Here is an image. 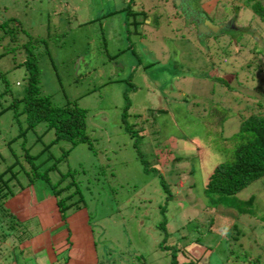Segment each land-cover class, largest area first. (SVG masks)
<instances>
[{"label":"rangeland","instance_id":"374dc122","mask_svg":"<svg viewBox=\"0 0 264 264\" xmlns=\"http://www.w3.org/2000/svg\"><path fill=\"white\" fill-rule=\"evenodd\" d=\"M159 1L133 0L128 12L121 10L125 0H0V21L14 17L43 40L32 48L41 93L85 109L89 143L67 149L43 122L25 130L23 114L10 106L25 70L0 56V170L13 164L16 172L12 207L19 208L17 199L30 206L27 192L44 207L32 241L47 264H62L67 251L76 257L80 249L68 248V239L51 242L53 230L42 229L61 219L50 189L35 179L27 185L25 153L63 188L58 198L74 191L70 200L88 218L92 264H170L177 247L178 261L191 255L198 264H264V175L237 191L234 203L204 192L207 174L238 142V112L252 111L250 97L264 104V17L244 0H207L206 17L223 31L198 39L189 14L169 0L166 11ZM204 1L188 3L196 9ZM140 3L148 11L142 22ZM227 18L239 32L229 30ZM223 79L235 90L225 92ZM249 196L250 212L237 213L235 202Z\"/></svg>","mask_w":264,"mask_h":264},{"label":"trees","instance_id":"16d2710c","mask_svg":"<svg viewBox=\"0 0 264 264\" xmlns=\"http://www.w3.org/2000/svg\"><path fill=\"white\" fill-rule=\"evenodd\" d=\"M244 1V5L248 6L251 12L257 15L259 19L264 17V4H261L258 0ZM132 2L133 0H125L121 5V10L125 9L129 12V5ZM141 14H143V12ZM154 17H156V15H154ZM42 41L41 38L30 35L14 17H7L0 21V56H7L12 65H22L25 70V83L23 88L19 94L13 97L10 103L13 113L19 112L23 114L25 130L32 129L37 122H43L44 127L50 128L53 132L52 141H66L68 145L67 149L80 142L89 143V135L85 130L84 123L85 109L72 101L54 104L49 100L46 94L40 91L38 86V68L35 63L36 56L32 48L38 47ZM255 49L256 47L252 46V53L258 52V50ZM250 64V62H244L245 67ZM253 65L255 66L253 67ZM252 68H257V65L252 63ZM3 76V73L0 72L1 79ZM213 78L218 82L222 80L220 76H215ZM223 80L225 83L224 88H226L225 92L235 90L232 86L228 85V79ZM3 87H7V83L4 79ZM261 90H264V85L260 86L259 91V93L264 96ZM250 98L252 100V111L249 110L245 115L238 112V127L237 131L233 134V138H238V142H235L231 148L230 159L215 163L206 176L204 192L207 196L215 195L217 198L226 200L232 198V202L234 203V194L237 191L251 181L264 175V104L254 97ZM17 108L18 111H16ZM127 126L126 124L125 128H127ZM138 130L142 131V128ZM137 140L138 138H136L135 143ZM65 153H67V150L63 152V154ZM33 156L34 155H29L27 153L23 156V158L27 160L30 166L29 170L31 171V174H26V183L28 185L35 179L43 182V184L50 189V193L54 197L53 205L57 210V215L59 219L65 223V217L68 213L75 211L80 206H78V203L73 204L75 200H70V197L72 199L71 194L74 191L71 190L67 195L58 198V192L63 188L56 187L55 183L49 182L46 168L39 171L37 170V164H34L32 160ZM12 166L13 164L9 166L6 165L0 170V251L8 249L5 245H9L11 247L9 250L10 256L13 257L14 261H17L15 254H18L20 258L22 251L25 249L26 246L21 245V241L24 235L28 233V229H26L24 220L18 219L14 214L10 213L6 207L7 200L16 193L9 185V182L15 179L16 173L11 170ZM66 185H68V183ZM22 189L24 188L19 189V191ZM66 198L67 201H65ZM78 199H81V195L78 196ZM251 202L252 196H249L244 201L235 202L238 208L233 209L236 210L237 213H249L250 210L247 207L251 205ZM228 206L233 207L232 205ZM70 207H73V209L67 210L71 209ZM177 248L171 249L169 253L170 264H198L199 258L191 255L180 261L176 260L175 254ZM181 251L183 254L187 255L183 250ZM1 255L3 256V252ZM255 261L257 264L258 259H255ZM246 263H248V261Z\"/></svg>","mask_w":264,"mask_h":264},{"label":"crops","instance_id":"0c3cea01","mask_svg":"<svg viewBox=\"0 0 264 264\" xmlns=\"http://www.w3.org/2000/svg\"><path fill=\"white\" fill-rule=\"evenodd\" d=\"M209 3L212 2L209 1ZM232 21L234 22V19H232ZM19 193L21 196L24 193V190H21ZM26 194L27 200L31 203L30 206H25L22 203H18L17 199V202H15V204H18L19 208L16 206L12 207V197L9 198L6 202V207L8 208L10 213L14 214L18 219L24 220V223H26V229H28V233L24 235V238L21 241V245L26 247L22 251V254L20 255L19 259L22 262L21 264H30V262L32 264H47V260H45L40 254L42 248H37L36 250L33 249L34 243L32 241V235L34 233L33 230L35 228L34 220L38 217L41 218L40 215L43 213L42 210L44 207L42 205L39 206V202L36 201V199H33V201H31L28 192ZM37 206L41 207L42 209L38 210L39 207ZM47 219L48 215L46 214V222ZM51 220L52 219H48L47 223L41 225L42 229L44 230H53L51 231L49 236L47 233V237L50 238V241L56 244L58 241L61 240V238L65 240L68 239V248L76 247L80 249V253L82 254L81 256V254L79 253L78 256L74 257L72 256L71 251H67L68 255L63 260L62 264H92V254L89 255L86 252V242L89 239L91 240V238L89 233L88 218L85 211L77 209L68 213V215L65 217V223H63L62 220L57 221L56 219L55 221L52 220V222ZM10 248L6 249V251L3 252V256H0V264H18V262L14 261L13 257L10 256Z\"/></svg>","mask_w":264,"mask_h":264},{"label":"clouds","instance_id":"9594fccd","mask_svg":"<svg viewBox=\"0 0 264 264\" xmlns=\"http://www.w3.org/2000/svg\"><path fill=\"white\" fill-rule=\"evenodd\" d=\"M160 1H162V0H160ZM159 1V2H160ZM173 1V0H172ZM185 2H186V4H184V5H181V3H182V0H176V2L174 3V7L175 8H178L180 11H182L183 12V15H190V18H189V20H191V19H194V21H195V24H193L195 27H196V24H197V27L198 26H201V25H203V26H205L204 25V22L205 21H208V22H210L211 24H214V25H217V29L213 32V31H211V30H209V29H207L206 31H203V32H200V34L197 32V34H198V39H200V38H205V37H207V36H210V37H212V36H215V35H221V31H223V23H215V22H213V21H211L208 17H206V13H208V9H207V3H209L207 0H205V1H207V2H202V4H200V6H198L196 9H192L191 7H190V4L188 3V1H190V0H184ZM195 1V0H194ZM261 4H264V0H258ZM163 2H165L164 0H163ZM167 5H168V3L167 2H165ZM203 3H204V6H203ZM206 3V4H205ZM171 4V3H170ZM140 5H141V3H140ZM172 6V5H171ZM171 6L170 5H168V7H170L171 8ZM173 7V6H172ZM139 8H142V10H143V5H141V6H139L138 7V9ZM159 11V10H158ZM167 11V10H166ZM143 12V14H141L140 15V20H141V22L143 21V19L144 18H146L145 17V13H147L146 12V10H144V11H142ZM235 13H236V11H235ZM235 13H234V17H235ZM156 17H157V15H156ZM156 17H151L150 19H153V18H155L156 19ZM228 19V18H227ZM234 19V18H233ZM148 21H150L149 19H147ZM230 20V19H229ZM231 22H232V28H236L235 26H234V24H235V21L233 22L232 21V19L230 20ZM203 26H201V27H203ZM196 27V28H197ZM196 31H197V29H196ZM213 33V34H212Z\"/></svg>","mask_w":264,"mask_h":264},{"label":"flooded vegetation","instance_id":"af4514ba","mask_svg":"<svg viewBox=\"0 0 264 264\" xmlns=\"http://www.w3.org/2000/svg\"><path fill=\"white\" fill-rule=\"evenodd\" d=\"M165 2H167L166 0H164ZM165 2H163V0L162 1H160L159 2V6H161L164 10H167L168 9V5L165 3ZM169 2L171 3V5L173 6V8H174V3H173V1L172 0H169ZM152 6V5H151ZM151 6L149 7V9H154V8H157L156 7V5H153V7L151 8ZM157 6H158V4H157ZM144 7V6H143ZM136 9H138V7L136 8ZM144 10H146L145 9V7H144V9L142 10V11H144ZM146 12H148L147 10H146ZM235 13V12H234ZM189 18L190 17H186V20H188V21H191V23H193V24H195V21H194V19H191V20H189ZM229 19V18H228ZM232 18H230V20H231ZM196 27H197V24H196ZM236 28H229V30H232V31H236V32H239V31H237V30H235ZM197 32V31H196ZM213 34V33H212ZM197 37H198V34H197ZM198 40V39H197Z\"/></svg>","mask_w":264,"mask_h":264},{"label":"water","instance_id":"95a60500","mask_svg":"<svg viewBox=\"0 0 264 264\" xmlns=\"http://www.w3.org/2000/svg\"><path fill=\"white\" fill-rule=\"evenodd\" d=\"M176 1V0H175ZM204 25L205 26H203V25H201V26H203V27H201V26H198L196 29H197V32L200 34V32H203V31H206L207 29H209V30H211V31H215L218 27H217V25H214V24H211L210 22H208V21H205L204 22ZM223 25V24H222Z\"/></svg>","mask_w":264,"mask_h":264}]
</instances>
